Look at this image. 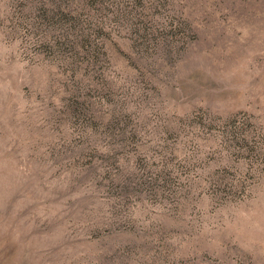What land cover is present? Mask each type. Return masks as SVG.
<instances>
[{
	"label": "rangeland",
	"instance_id": "rangeland-1",
	"mask_svg": "<svg viewBox=\"0 0 264 264\" xmlns=\"http://www.w3.org/2000/svg\"><path fill=\"white\" fill-rule=\"evenodd\" d=\"M0 264H264V0H0Z\"/></svg>",
	"mask_w": 264,
	"mask_h": 264
}]
</instances>
